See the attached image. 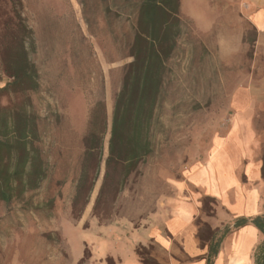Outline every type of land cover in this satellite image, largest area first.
Masks as SVG:
<instances>
[{"label": "rangeland", "instance_id": "obj_1", "mask_svg": "<svg viewBox=\"0 0 264 264\" xmlns=\"http://www.w3.org/2000/svg\"><path fill=\"white\" fill-rule=\"evenodd\" d=\"M139 1L22 0L34 37L28 47L39 70L40 86L32 99L46 177L38 188L10 201L0 198V264H131L134 254L142 264L183 262L189 257L180 240L164 246L135 230L152 212L171 209L182 184L187 197L201 202L196 219L203 224L201 235L210 234L205 220L217 219L224 209L216 194L208 193L219 192L216 162L231 145L246 149L253 131L247 121L264 129V114L252 103L235 120L237 131L225 135L235 98L264 79L247 0H182L181 33L152 125L153 152L124 184L111 171L100 194L114 97L132 61L128 50ZM6 81L0 69V86ZM100 99L106 103L109 130L104 161L90 189V171L80 184L83 137L89 111ZM216 137L229 138L221 153Z\"/></svg>", "mask_w": 264, "mask_h": 264}, {"label": "trees", "instance_id": "obj_2", "mask_svg": "<svg viewBox=\"0 0 264 264\" xmlns=\"http://www.w3.org/2000/svg\"><path fill=\"white\" fill-rule=\"evenodd\" d=\"M22 8V0H0V69L7 77L5 84L0 86V198L5 201L38 188L46 177L40 146V119L32 99L40 86L39 70L28 47L29 41L34 43L33 30L23 16ZM181 8L182 0H140L136 3L128 50L132 61L124 67L122 85L114 97L105 178L100 194L111 171H116L118 181L124 184L153 152L152 125L167 63L181 33ZM108 130L106 103L100 99L89 111L88 128L83 137L82 187L90 171L91 189L101 170ZM261 176L264 180V150ZM250 223L264 235V212L239 217L221 230L210 231L208 237L212 240L207 264H213L227 235ZM256 264H264V240L258 247Z\"/></svg>", "mask_w": 264, "mask_h": 264}, {"label": "crops", "instance_id": "obj_3", "mask_svg": "<svg viewBox=\"0 0 264 264\" xmlns=\"http://www.w3.org/2000/svg\"><path fill=\"white\" fill-rule=\"evenodd\" d=\"M247 4L250 21L256 29V53L264 59V0H247ZM252 103H256L258 111L264 114V79L259 83H251L235 98V113L225 135L229 137L233 131H237L239 124L235 120L248 113L252 109ZM247 124L253 131L248 132L250 136L246 149L242 151L239 145L238 148L231 145L230 149L222 154V159L216 162L214 177L219 192H210L205 185L210 184L205 183L208 180L203 182L208 193L216 194L222 203L221 208L224 207L222 211L218 210L217 219L205 220L210 223V231H218V227L231 224L239 217H252L264 212V180L261 176L264 129L260 130L257 125L248 121ZM259 132L262 138L260 134L257 136ZM216 138V148L221 153L225 149L226 139L229 138ZM236 140L240 142L239 136ZM239 166L243 168L241 175L236 173V169L241 168ZM195 174L194 171L191 172L188 179H192ZM180 189V196L173 199L171 209L166 211L159 208L152 212L146 220L147 224L135 231H142L146 238L155 239L164 246H169L174 239L180 240L189 259L172 264H207L212 239L203 234V239L200 237L203 224L198 223L196 219L201 214V202L199 197H187L184 184ZM263 240L264 235L257 226L251 223L244 225L222 240L213 264H256L258 247ZM131 259V264H142L136 254L131 256Z\"/></svg>", "mask_w": 264, "mask_h": 264}]
</instances>
